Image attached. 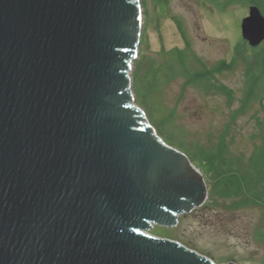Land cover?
Listing matches in <instances>:
<instances>
[{
  "label": "water",
  "instance_id": "water-1",
  "mask_svg": "<svg viewBox=\"0 0 264 264\" xmlns=\"http://www.w3.org/2000/svg\"><path fill=\"white\" fill-rule=\"evenodd\" d=\"M141 26L140 0H0V264H216L146 232L208 189L135 102Z\"/></svg>",
  "mask_w": 264,
  "mask_h": 264
},
{
  "label": "rangeland",
  "instance_id": "rangeland-1",
  "mask_svg": "<svg viewBox=\"0 0 264 264\" xmlns=\"http://www.w3.org/2000/svg\"><path fill=\"white\" fill-rule=\"evenodd\" d=\"M140 3L142 26L137 57L130 72L132 89L136 81H151L158 72L161 84L155 100L165 111H171L173 123L169 131L174 132L177 139L181 137L189 147L195 142L205 144L209 139L216 140L224 125L230 123L226 137L231 141V149L244 152L246 160L253 159L256 150L249 135L253 131L251 113L254 110L239 113L232 119V113L240 105L242 67L238 65L230 70L223 68L213 75L216 83L224 84L234 91V99L229 101L213 87L204 92L195 85L185 84L179 74L170 77L164 58L165 51L183 49L186 39L191 53L208 68L222 60L229 62L235 44L243 40L240 24L248 15L250 0H140ZM177 19L180 20L185 39L177 27ZM189 60V67L195 66L194 58ZM133 92L135 102L143 108L136 99L134 89ZM147 116L151 120V116ZM160 136L171 146L183 151L167 137ZM183 152L202 173L208 196L212 192L214 197H220L209 178L206 162ZM205 202L204 205L210 200ZM227 204L229 202L224 198L218 199L208 207L200 206L180 215L175 227L154 225L146 232L179 241L211 258L216 264L230 261L236 264H264V242L257 235L264 231V211L260 207L232 210Z\"/></svg>",
  "mask_w": 264,
  "mask_h": 264
},
{
  "label": "trees",
  "instance_id": "trees-1",
  "mask_svg": "<svg viewBox=\"0 0 264 264\" xmlns=\"http://www.w3.org/2000/svg\"><path fill=\"white\" fill-rule=\"evenodd\" d=\"M250 3L257 5L264 15V0H250ZM176 24L185 39L179 19L176 20ZM184 41L183 49L174 48L165 51L164 58L168 75L170 77L181 75L185 84L195 85L204 92L213 87L231 101L234 99V91L224 84L216 83L213 75L223 68L230 70L238 65L242 67L243 88L240 105L232 113V119H235L239 113L254 110L251 113L253 131L249 135L256 150L254 158L246 160L247 155L244 152H234L231 149V141L226 137L230 123L224 125L216 140L209 139L205 144L195 142L189 147L183 143L181 137L177 139L174 132L169 131L173 123L171 111H165L155 100L161 84L158 72L151 81H136L133 88L136 99L151 116V124L159 135L167 137L190 157L206 162L207 173L213 186L215 184L214 190H218L220 197L216 198L210 192L206 199L210 202L206 205L204 202L202 206L208 207L218 199L224 198L229 202L227 205L232 210L260 207L264 211V41L255 47L248 45L244 40L236 43L229 62L222 60L212 68L205 66L202 60L193 55L188 41L186 39ZM189 58H194L195 66L189 67ZM257 235L264 242V231L258 232Z\"/></svg>",
  "mask_w": 264,
  "mask_h": 264
}]
</instances>
